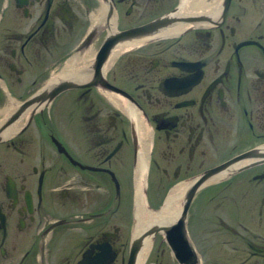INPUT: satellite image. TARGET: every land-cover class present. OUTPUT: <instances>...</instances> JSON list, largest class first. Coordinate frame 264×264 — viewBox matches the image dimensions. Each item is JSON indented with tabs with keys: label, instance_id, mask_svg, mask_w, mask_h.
Listing matches in <instances>:
<instances>
[{
	"label": "flooded vegetation",
	"instance_id": "af4514ba",
	"mask_svg": "<svg viewBox=\"0 0 264 264\" xmlns=\"http://www.w3.org/2000/svg\"><path fill=\"white\" fill-rule=\"evenodd\" d=\"M101 9L0 0V264H127L136 184L152 211L185 188L180 261L264 264V0L110 62Z\"/></svg>",
	"mask_w": 264,
	"mask_h": 264
},
{
	"label": "water",
	"instance_id": "95a60500",
	"mask_svg": "<svg viewBox=\"0 0 264 264\" xmlns=\"http://www.w3.org/2000/svg\"><path fill=\"white\" fill-rule=\"evenodd\" d=\"M101 1L118 57L143 44L196 27H217L223 20L228 3V0H130L127 17L117 20L114 3L111 0ZM184 217V214L180 216L176 225L184 227ZM181 227L179 234L172 229L173 232L163 236L171 251L174 243L178 244L175 240L178 235L181 241L187 242ZM186 252L192 255L190 251ZM178 253L183 256V250Z\"/></svg>",
	"mask_w": 264,
	"mask_h": 264
},
{
	"label": "bare ground",
	"instance_id": "6f19581e",
	"mask_svg": "<svg viewBox=\"0 0 264 264\" xmlns=\"http://www.w3.org/2000/svg\"><path fill=\"white\" fill-rule=\"evenodd\" d=\"M104 17H105V14H104V9H101L100 11H99V15L98 16H96L95 17V23L98 21V22H101L103 19H104ZM97 22V23H98ZM114 46V45H113ZM110 48V46H109V41L107 40V42H106V44L104 45V46H102L101 47V49H100V51H99V53L97 54V55H95L96 57H95V59H94V61L95 60H97L98 58H99V56L104 60V58L107 56L108 57V55L106 54L107 53V50ZM116 54H117V51L116 50H114V52H113V54L111 55V56H109V62L113 59V58H115V56H116ZM94 56V54H93V52H90L89 53V56H88V58L90 59V57H93ZM86 57V56H85ZM87 58V57H86ZM83 60V59H82ZM91 60V59H90ZM88 62V61H87ZM92 63V62H91ZM90 64V63H89ZM181 65V64H180ZM91 68H93V67H91ZM86 71V70H85ZM88 71V70H87ZM102 71V70H101ZM79 72H80V70H79ZM84 72V71H83ZM92 72V71H91ZM100 72V71H99ZM66 74H67V76L66 77H64L63 79H62V81H64V82H70V81H74V78L72 77V75H71V73H69L68 71L67 72H65ZM75 73H77V72H75ZM197 73V72H196ZM73 74H74V72H73ZM101 74V73H100ZM77 75V74H76ZM81 76H83V75H81ZM92 76H93V74H92ZM102 76V75H101ZM61 77V76H60ZM73 78V79H72ZM78 78V77H77ZM87 78V77H86ZM80 79V78H79ZM81 79H83V78H81ZM88 79V78H87ZM86 80V79H85ZM89 80H90V78H89ZM88 80V81H89ZM61 81V82H62ZM76 81V80H75ZM87 81V82H88ZM82 83H84V82H82ZM187 83V82H186ZM74 84V83H73ZM163 86V85H162ZM164 87V86H163ZM189 87H190V85H189ZM60 88V87H59ZM166 88V87H165ZM61 90V89H60ZM7 92V91H6ZM51 92V91H50ZM55 94V93H54ZM11 95V94H10ZM41 95V94H40ZM36 98H37V96H36ZM49 99V98H48ZM32 103H34V102H32ZM8 105V104H7ZM14 105V104H13ZM12 105V106H13ZM36 105H37V103H36ZM31 106V105H30ZM40 107V106H39ZM32 108H34V107H32ZM18 109V108H17ZM30 109V108H29ZM20 110V109H19ZM9 112V111H8ZM12 114V113H11ZM18 116V115H17ZM11 119V118H10ZM10 119H8V120H6V121H4V122H2V123H0V126H2L3 128H8L11 124H12V122L13 121H11L10 122V125L8 126L7 125V123H8V121L10 120ZM11 130V127L10 128H8L3 134L5 135L7 132H9ZM185 187V186H184ZM186 187H187V185H186ZM192 188V187H191ZM190 188V189H191ZM182 189V188H181ZM181 189H179L176 193H178L179 195L183 192V191H181ZM185 188H183L182 190H184ZM187 190V189H186ZM185 190V191H186ZM184 191V192H185ZM196 191V190H195ZM171 194L173 195L172 197H171V200H169V198L167 199V204L162 208V209H159V210H157V211H152V210H149V209H147V206L145 205V203L144 202H139L141 205V208L140 207H137V213H139V215L137 216V224H136V229H138V227L140 228V229H142V230H139L140 231V236H135L134 237V242H138V241H144L145 240V238L146 237H148V235H150V231H153L154 229H156L157 227L158 228H161V230H163V234H164V236L167 234V233H169L170 231H172V229H174V233H176V234H179L180 233V229H179V226H175L176 225V223L178 222V219H179V214H177L176 216H175V214L178 212L179 213V211H180V202L178 201V202H176L175 200H177V195H176V197H175V195H174V193L173 192H171ZM178 195V196H179ZM186 200V199H185ZM141 201V200H140ZM184 210V209H183ZM182 210V211H183ZM156 221L157 223L156 224H154L153 226H151L150 228H148V229H143L144 227H142V226H144L145 224L146 225H148L151 221ZM174 220V221H173ZM170 221H173V224L171 223V224H169V223H165V222H170ZM175 224V225H174ZM181 228H183V227H181ZM184 229V228H183ZM173 232V231H172ZM149 238V237H148ZM180 238V235H178L176 238H175V240L177 241V243H178V241L180 240L179 239ZM144 247L146 248L145 250H144V253L142 254V256H140V258L137 260V257L135 258V259H131V261H129V263L128 264H132L133 263V261H134V264H142L144 261H145V258H146V256H147V254H148V252L150 251V248H151V245L150 244H147V245H144ZM183 248H184V246H183ZM99 254V253H98ZM189 256V255H188ZM191 258H190V260L186 263V262H182V264H191V262H193V264H195V261L193 260L194 258L192 257V256H190ZM110 258V257H109ZM93 259V258H92ZM178 260L180 259V258H177ZM187 259V258H186ZM198 260V259H197ZM108 261V260H107ZM83 263V262H82ZM103 263V262H102Z\"/></svg>",
	"mask_w": 264,
	"mask_h": 264
},
{
	"label": "rangeland",
	"instance_id": "374dc122",
	"mask_svg": "<svg viewBox=\"0 0 264 264\" xmlns=\"http://www.w3.org/2000/svg\"><path fill=\"white\" fill-rule=\"evenodd\" d=\"M107 40L105 41V44H106ZM104 44V45H105ZM12 121V118L8 121L7 125L9 126L10 125V122ZM14 121V119H13ZM13 123V122H12ZM136 176H137V173L135 172ZM137 183V182H136ZM135 183V184H136ZM138 184L135 185V199L138 202H141L139 199H140V193H141V190H138ZM180 188H176L174 189L173 192L174 195H178V193H176ZM171 192L168 194V196L165 198V200L163 201L162 203V206L155 209L154 211H157L158 209L162 208L163 206H165L167 204V199L169 198V200H171V197L173 196L171 194ZM192 192V191H191ZM135 199H134V202H135ZM144 202V201H143ZM145 203V202H144ZM149 206H150V203H148ZM141 204H138V207L141 208L140 206ZM146 205V204H145ZM187 205V203H186ZM184 206V204H183ZM185 208V207H184ZM147 209L149 210H153L152 208H148ZM184 211V210H183ZM183 215V212L181 213V216ZM180 216V214H179ZM180 219V218H179ZM184 221H185V218H184ZM157 222L156 221H151L148 225H144L142 227H144L143 229H148L150 228L151 226H153L154 224H156ZM165 223H169L171 224L172 222H165ZM178 223V222H177ZM178 226V224L176 225ZM181 227V226H179ZM137 228V227H136ZM134 228V224H133V228H132V233H131V241H130V249H129V259H128V262L127 264L129 263V261H131V259H135L137 257V260L140 258V256H142V254L144 253V250L146 249L144 247V245H147V244H150L151 245V248H150V251L148 252L146 258H149V259H155V260H159L161 259L163 262H165L166 264H170V259L171 257L178 263V264H182V262L180 260H178L177 258H181L182 255H180L178 252H180V250L182 251H190V245L187 243V242H183L181 240L178 241V244L175 245L174 243V246L173 247V251L170 250L167 242L165 241V237L164 236V232L163 230H161V228H156L154 229L153 231L155 232L153 234V231H150V235H148V237L145 238L144 241H138V242H134V237L135 236H140V231L139 230H142L138 227V229ZM184 228V231L186 232V228ZM140 233V234H139ZM185 236H186V233H185ZM187 241V240H186ZM181 243L183 244L184 248L181 249ZM138 248V249H137ZM145 258V259H146ZM144 263V262H143ZM142 263V264H143ZM134 264V261L133 263Z\"/></svg>",
	"mask_w": 264,
	"mask_h": 264
}]
</instances>
